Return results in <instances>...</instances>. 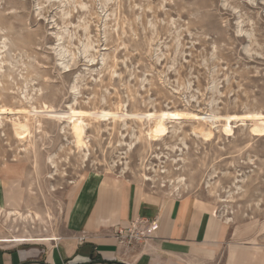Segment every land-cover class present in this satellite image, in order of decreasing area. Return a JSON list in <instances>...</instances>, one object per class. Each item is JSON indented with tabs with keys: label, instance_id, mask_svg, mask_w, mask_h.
I'll use <instances>...</instances> for the list:
<instances>
[{
	"label": "rangeland",
	"instance_id": "obj_1",
	"mask_svg": "<svg viewBox=\"0 0 264 264\" xmlns=\"http://www.w3.org/2000/svg\"><path fill=\"white\" fill-rule=\"evenodd\" d=\"M0 105L67 112L32 119L24 141L11 128L23 115L0 116L10 207L41 217L0 210L6 240L57 234L82 179L111 173L207 203L264 263V135L238 118L205 141L181 118L149 141L135 117L263 114L264 0H0Z\"/></svg>",
	"mask_w": 264,
	"mask_h": 264
},
{
	"label": "crops",
	"instance_id": "obj_2",
	"mask_svg": "<svg viewBox=\"0 0 264 264\" xmlns=\"http://www.w3.org/2000/svg\"><path fill=\"white\" fill-rule=\"evenodd\" d=\"M0 176V210L12 211ZM139 221L145 243H118L116 227ZM217 210L194 197H159L138 181L90 173L79 183L57 234L6 240L0 264H264L253 243L230 239Z\"/></svg>",
	"mask_w": 264,
	"mask_h": 264
},
{
	"label": "bare ground",
	"instance_id": "obj_3",
	"mask_svg": "<svg viewBox=\"0 0 264 264\" xmlns=\"http://www.w3.org/2000/svg\"><path fill=\"white\" fill-rule=\"evenodd\" d=\"M22 114V119L19 117L12 120L11 128L12 132L15 137L18 138L20 141H24L25 139L30 138L31 135V120L35 119L38 116H44L46 118H55L57 120H61L62 117L66 116L67 112H59L52 109V107L48 109H39L36 110L35 107H31L30 109H19L17 111L0 105V116L4 114ZM14 115V114H13ZM5 116V115H4ZM16 116V115H15ZM21 116V115H19ZM117 118H123L126 114L120 112L115 115ZM9 117V116H7ZM135 117L138 121L146 120L148 122L147 129L144 133V136L149 139V141H158L160 140L166 133V120H175L181 118L187 119H195L196 120V128L195 130L197 133L205 140L208 141L213 137L214 134V123L218 122L220 124L221 131L226 134L230 135L232 127L230 123L232 121H236L238 118L241 120L249 119L252 123L249 129V132L252 136H263L264 135V113L256 112L251 114H243V115H233V114H226L224 116H218L217 114H203L199 115L197 113L192 112H183L177 110H160L157 112H138L135 113ZM65 118V117H64ZM239 120V119H238ZM193 121V120H192ZM239 121V122H240ZM243 122V121H242ZM234 123V122H233ZM232 123V124H233ZM194 126V125H193ZM234 127V126H233ZM142 135V134H141ZM198 135V136H199ZM26 140V141H28ZM142 178L144 180H148L146 174H142ZM5 217H14V220H25L31 221L40 220L41 217L38 213L31 214L29 212L22 213L17 209H13L12 211H5Z\"/></svg>",
	"mask_w": 264,
	"mask_h": 264
},
{
	"label": "built area",
	"instance_id": "obj_4",
	"mask_svg": "<svg viewBox=\"0 0 264 264\" xmlns=\"http://www.w3.org/2000/svg\"><path fill=\"white\" fill-rule=\"evenodd\" d=\"M139 221H133L130 227H116L114 237L121 244L145 243L148 236L145 230L139 228Z\"/></svg>",
	"mask_w": 264,
	"mask_h": 264
}]
</instances>
